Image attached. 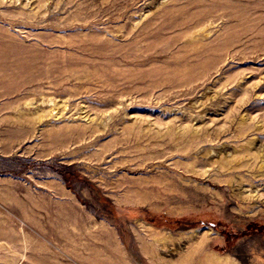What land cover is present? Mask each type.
<instances>
[{"label":"rangeland","instance_id":"obj_1","mask_svg":"<svg viewBox=\"0 0 264 264\" xmlns=\"http://www.w3.org/2000/svg\"><path fill=\"white\" fill-rule=\"evenodd\" d=\"M206 255L264 264V0H0V264Z\"/></svg>","mask_w":264,"mask_h":264},{"label":"bare ground","instance_id":"obj_2","mask_svg":"<svg viewBox=\"0 0 264 264\" xmlns=\"http://www.w3.org/2000/svg\"><path fill=\"white\" fill-rule=\"evenodd\" d=\"M220 256V255H219ZM206 259H204V264H214V263H216V259H214L215 257L214 256H212V255H206V256H204ZM213 257V258H212Z\"/></svg>","mask_w":264,"mask_h":264}]
</instances>
